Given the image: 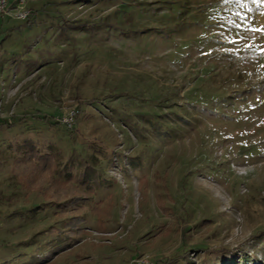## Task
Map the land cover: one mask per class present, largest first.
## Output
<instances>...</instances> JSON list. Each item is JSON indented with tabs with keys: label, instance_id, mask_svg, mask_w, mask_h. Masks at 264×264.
Returning a JSON list of instances; mask_svg holds the SVG:
<instances>
[{
	"label": "rangeland",
	"instance_id": "1",
	"mask_svg": "<svg viewBox=\"0 0 264 264\" xmlns=\"http://www.w3.org/2000/svg\"><path fill=\"white\" fill-rule=\"evenodd\" d=\"M30 148L89 191L76 214L12 177ZM182 251L264 264V0H7L0 264Z\"/></svg>",
	"mask_w": 264,
	"mask_h": 264
},
{
	"label": "trees",
	"instance_id": "2",
	"mask_svg": "<svg viewBox=\"0 0 264 264\" xmlns=\"http://www.w3.org/2000/svg\"><path fill=\"white\" fill-rule=\"evenodd\" d=\"M29 18L30 14L26 21ZM67 168L68 166L65 169ZM57 169L58 162L54 156L30 148L14 160L11 174L24 189L30 192L37 191L45 199L51 200L55 204L60 205L63 202L64 207L70 209L69 213L76 214L84 207L83 205L89 191L77 185V177L70 168H68V172L63 178L56 177L55 171ZM80 203H82V206H79ZM81 221L83 219L78 215V217L68 219L66 227L74 231L76 227H79ZM188 253L189 251H182L176 253L173 257L157 260L153 264H174L178 260L183 259L184 255Z\"/></svg>",
	"mask_w": 264,
	"mask_h": 264
},
{
	"label": "built area",
	"instance_id": "3",
	"mask_svg": "<svg viewBox=\"0 0 264 264\" xmlns=\"http://www.w3.org/2000/svg\"><path fill=\"white\" fill-rule=\"evenodd\" d=\"M6 9H7V0H0V16L6 12ZM28 15L29 12L22 8L15 14L17 19H21V20H25L28 17ZM71 121L72 118L70 121H68V123H70ZM131 264H148V263L145 262V260H136L134 261V263Z\"/></svg>",
	"mask_w": 264,
	"mask_h": 264
}]
</instances>
